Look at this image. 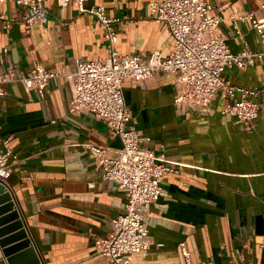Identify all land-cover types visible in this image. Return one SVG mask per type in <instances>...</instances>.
<instances>
[{
  "label": "crops",
  "instance_id": "obj_1",
  "mask_svg": "<svg viewBox=\"0 0 264 264\" xmlns=\"http://www.w3.org/2000/svg\"><path fill=\"white\" fill-rule=\"evenodd\" d=\"M158 1L86 0L84 5H103L108 15L121 18L116 24L120 55L159 51L166 57L174 37L166 23L151 17V4ZM207 1L223 17L221 31L233 52L264 50V38L250 21L232 19L257 10L264 0ZM44 8L41 20L27 24L22 22L26 6L0 0V14L6 17L0 20V71L26 73L42 64L63 74L77 60L107 56L93 14L80 12L75 1L45 0ZM225 74L237 86L258 90L264 86V59L227 68ZM3 88L0 151L8 139L18 156L9 159L7 191L30 244L13 262L0 246V264H109L96 240L125 213L126 188L103 178V167L88 146H106L108 156L117 158L121 139L109 135L103 120L68 112L72 89L65 75L43 90L28 91L19 82ZM176 91L173 74L123 80L131 125L151 138L142 145L176 169L159 179L164 195L143 206L151 248L130 254L129 260L186 264L180 248L185 241L195 264H264V92L250 95L260 109L253 126L246 127L222 112L228 96L219 94L203 113L178 107Z\"/></svg>",
  "mask_w": 264,
  "mask_h": 264
},
{
  "label": "built area",
  "instance_id": "obj_2",
  "mask_svg": "<svg viewBox=\"0 0 264 264\" xmlns=\"http://www.w3.org/2000/svg\"><path fill=\"white\" fill-rule=\"evenodd\" d=\"M14 1L28 8L22 22L30 24L43 18L45 0ZM57 1L61 5L75 1L80 12L97 18L107 43V56L90 61L77 60L74 69L63 74L50 71L42 64L26 73L8 68L0 71V96L6 94L5 83L19 82L28 91L43 90L51 81L65 75L72 89L68 112L90 114L103 120L109 128V135L121 139L122 148L117 158L108 156L106 146H88L103 167V178L126 188L127 196L125 213L112 219L111 231L105 237L97 238L96 247L109 264H132L130 254L147 252L152 245L143 206L164 195L159 179L176 169L142 145L151 138L143 136L131 125L132 115L124 98L123 80L132 78L141 82L153 76L173 74L177 83L175 104L178 107L207 113L211 102L223 94L230 101L223 106L222 112L237 118L244 126L252 127L260 105L250 95L264 92V86L258 90L237 86L226 76L225 70L253 65L257 58L264 59V50L244 48L233 52L221 31L223 17L213 12L214 6L207 0H160L151 4V17L167 24L174 37L173 51L166 57L159 51L147 56L140 53L120 55L116 50V24L120 17L108 15L103 5L88 8L84 5L86 0ZM263 9L264 3L257 10L232 16V19L250 21L264 38V15L260 13ZM5 19V15L0 14V20ZM8 141L4 139L5 149L0 151V183L6 190L10 188L9 159H18ZM180 248L186 264H195L185 241L180 242Z\"/></svg>",
  "mask_w": 264,
  "mask_h": 264
},
{
  "label": "water",
  "instance_id": "obj_3",
  "mask_svg": "<svg viewBox=\"0 0 264 264\" xmlns=\"http://www.w3.org/2000/svg\"><path fill=\"white\" fill-rule=\"evenodd\" d=\"M22 226L10 193L0 183V246L4 255L11 257L12 262L27 253L28 250L25 249L30 244ZM21 250L26 252L20 253Z\"/></svg>",
  "mask_w": 264,
  "mask_h": 264
}]
</instances>
